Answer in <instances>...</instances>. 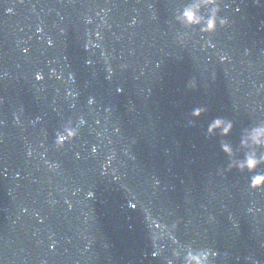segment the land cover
Wrapping results in <instances>:
<instances>
[{
    "label": "water",
    "instance_id": "95a60500",
    "mask_svg": "<svg viewBox=\"0 0 264 264\" xmlns=\"http://www.w3.org/2000/svg\"><path fill=\"white\" fill-rule=\"evenodd\" d=\"M194 2L0 0V264H167L189 247L264 264V192L221 147L243 159L264 122V3L224 0L230 24L208 36L176 19ZM218 117L230 135H209ZM150 216L178 225L158 256Z\"/></svg>",
    "mask_w": 264,
    "mask_h": 264
},
{
    "label": "clouds",
    "instance_id": "9594fccd",
    "mask_svg": "<svg viewBox=\"0 0 264 264\" xmlns=\"http://www.w3.org/2000/svg\"><path fill=\"white\" fill-rule=\"evenodd\" d=\"M21 4L24 3V0H19ZM224 0H195L194 3L186 6L183 10L177 15V21L184 25L185 27L198 26L199 31L202 34L211 36L215 34L220 28H227L230 24L228 17L221 15L222 13V4ZM264 3V0H257V4ZM203 9H208L209 14L207 16L202 14ZM13 10L8 9V12L11 13ZM181 46L186 43L184 39L180 41ZM48 44L52 45L53 41L48 40ZM207 46H214L211 39L206 42ZM88 47V45H85ZM27 51V49H25ZM226 59L222 56L221 60ZM126 67V66H125ZM111 71V69H109ZM7 73H0V79L6 76ZM35 79L37 81L44 80V75L42 72L36 73ZM70 79H73L70 76ZM187 87L189 89H196L198 87V82L195 78L191 79L188 82ZM69 95L75 96L77 93L70 92ZM94 103V98L89 99V104ZM74 107V105H73ZM22 111V109H21ZM207 109L205 107H196L192 110L191 116L199 118L206 113ZM17 123H19V118L17 117ZM86 123L83 116L80 117L78 121H73L71 119L67 120L60 131L56 134L55 145L57 149H63L66 144L74 142L80 135L81 127ZM234 128V123L226 118L218 117L214 119L209 127V135H215L217 132L221 136H228L231 134ZM119 131V129H117ZM224 153L230 158V163L228 165L227 171L233 169H238L241 173L248 172L254 173L250 175L249 178V188L252 191L264 192V173H258L257 169L264 166V122L254 125L252 128L246 130L244 136L241 139V147L246 149L244 158L241 160L235 159V150L232 145L224 142L221 145ZM97 148L93 146L92 152L95 153ZM28 155H32L31 149L28 152ZM79 155V154H77ZM51 167L58 168L59 165H51ZM225 170L220 172L221 175L224 174ZM89 197L93 193L88 194ZM135 208V205H133ZM249 212H254V208H249ZM150 224L149 227L152 229V239L154 243L163 241L166 238H170L173 242L178 243L174 233L178 227L177 224L168 225L163 222L162 219H153L149 217ZM154 225V228L152 227ZM160 245L157 243V251L153 252V256H158L160 254ZM172 256L175 259H168L167 264H175L176 260H183V264H215L216 258L219 256V252L212 248H187L185 251L174 250Z\"/></svg>",
    "mask_w": 264,
    "mask_h": 264
}]
</instances>
